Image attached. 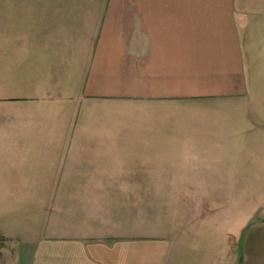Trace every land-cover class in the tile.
<instances>
[{
    "label": "crops",
    "instance_id": "obj_1",
    "mask_svg": "<svg viewBox=\"0 0 264 264\" xmlns=\"http://www.w3.org/2000/svg\"><path fill=\"white\" fill-rule=\"evenodd\" d=\"M259 138L264 0L0 5L2 264H264L231 201L178 191L152 229L111 190L242 187Z\"/></svg>",
    "mask_w": 264,
    "mask_h": 264
},
{
    "label": "rangeland",
    "instance_id": "obj_2",
    "mask_svg": "<svg viewBox=\"0 0 264 264\" xmlns=\"http://www.w3.org/2000/svg\"><path fill=\"white\" fill-rule=\"evenodd\" d=\"M16 0H0V5L3 3H15ZM27 3V0H24ZM250 141L245 140V148L242 149V187L239 188H198V189H159V188H148V189H111L117 190L118 194L126 193L129 197H133L135 201L142 200L143 198L149 199L150 203L144 205H137L138 209H146L150 207L152 225L154 229L159 227V220L156 218L160 217V211L164 206H168L169 203L173 202L174 195L179 193V198L193 197L199 201L197 218H203L202 213H206L207 209L203 201L208 198L216 197L224 201H231L230 208L225 212L221 209L218 212L219 218L222 223L226 225L225 229L234 231L236 219L241 218L242 222V260L246 261L245 245L249 236H253L252 240H256L258 232L261 228V222L264 221V153L262 145H264V138L254 140L253 145L250 146ZM233 158V156H232ZM241 158V157H240ZM231 199V200H230ZM160 207L162 208L160 210ZM226 213V214H225ZM162 222V221H161ZM154 224V225H153ZM162 227V226H160ZM173 232L172 223L170 228ZM204 229V228H203ZM256 235H255V234ZM240 235V233H239ZM168 239L173 241L175 237L173 234L168 233ZM219 237L214 235L213 239L216 242ZM231 250V258L239 253L238 250ZM227 254V252H225ZM245 257V258H244ZM0 264L2 261L0 260Z\"/></svg>",
    "mask_w": 264,
    "mask_h": 264
}]
</instances>
